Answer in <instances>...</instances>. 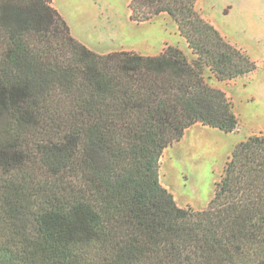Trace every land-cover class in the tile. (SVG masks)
<instances>
[{"label": "trees", "instance_id": "obj_1", "mask_svg": "<svg viewBox=\"0 0 264 264\" xmlns=\"http://www.w3.org/2000/svg\"><path fill=\"white\" fill-rule=\"evenodd\" d=\"M167 13L196 55L98 53L52 0H0V264H264V134L238 143L205 209L180 206L158 162L196 123L239 120L220 80L257 64L196 9Z\"/></svg>", "mask_w": 264, "mask_h": 264}, {"label": "rangeland", "instance_id": "obj_2", "mask_svg": "<svg viewBox=\"0 0 264 264\" xmlns=\"http://www.w3.org/2000/svg\"><path fill=\"white\" fill-rule=\"evenodd\" d=\"M130 2L55 1L74 32L92 42L99 53L126 48L154 54L166 40L180 48L185 46L184 37L174 27L172 18L167 23L163 18L154 20L156 16L136 22L129 16ZM197 3L196 9L201 8L204 14L216 20L237 47L246 51L257 64L253 72L224 81L205 68L206 80L223 89L232 100L239 120L237 129L224 132L196 123L185 131L181 140L165 148L159 158L162 185L173 193L180 206L201 210L213 198L216 182L223 175L235 146L251 135L264 134V0H199ZM198 12L201 14L200 10ZM187 53L190 60L196 57L191 50Z\"/></svg>", "mask_w": 264, "mask_h": 264}, {"label": "crops", "instance_id": "obj_3", "mask_svg": "<svg viewBox=\"0 0 264 264\" xmlns=\"http://www.w3.org/2000/svg\"><path fill=\"white\" fill-rule=\"evenodd\" d=\"M55 1L56 0H53V6L64 16V14H63V12H62V10H61V8H60V6L59 5H57L56 3H55ZM198 3H199V0H198ZM198 3H197V5H198ZM198 10H200V12H201V14H202V16L207 20V21H209L211 24H213L219 31H220V33L225 37V39L227 40V41H229L231 44H233V45H236V43L233 41V40H231L230 39V36H228V34L226 33V32H224V30L222 29V27H221V25H219L217 22H216V20H213L210 16H208L207 14H204V12L202 11V9L200 8V9H198ZM130 13L131 12H129V16H130ZM64 18L66 19V17L64 16ZM156 18H163L165 21H166V23L167 22H170V20H172L171 19V17L167 14V13H161V14H159V15H157L155 18H154V20L156 19ZM173 22H175V21H173ZM174 24V23H173ZM175 28H177V30L179 31V29H178V26H177V24H176V22H175V26H174ZM70 28H71V32H72V34H73V36L74 37H76L79 41H81L83 44H85L87 47H89L90 49H92V50H94V51H99L96 47H95V45L92 43V42H89L88 40H86L83 36H80L79 34H77L76 32H74V30H73V28L70 26ZM182 37V36H181ZM110 40H114V39H110ZM183 40L185 41V46H182L181 47V49L188 55V53H187V51H189V50H191L190 49V47L188 46V43H187V41H186V39L185 38H183ZM166 44H171V45H174V44H172L171 42H168V40H166L162 45H161V47L160 48H156V50H155V52H154V54H144V55H157V54H159V53H161L162 51H163V49H164V47H165V45ZM177 46V45H176ZM237 46V45H236ZM179 47V46H178ZM188 48V50H186ZM122 50H125V51H134L133 49H126V48H123V49H120V50H117L116 48H111V49H109V50H106V51H102V53L101 54H104V53H109V52H113V51H122ZM191 52H192V50H191ZM99 53V52H98ZM142 54V53H141ZM239 77V76H238ZM238 77H236V78H234V80L235 79H237ZM233 80V79H232Z\"/></svg>", "mask_w": 264, "mask_h": 264}]
</instances>
